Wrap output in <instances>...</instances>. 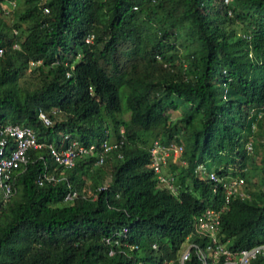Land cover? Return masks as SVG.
I'll use <instances>...</instances> for the list:
<instances>
[{"label":"trees","instance_id":"16d2710c","mask_svg":"<svg viewBox=\"0 0 264 264\" xmlns=\"http://www.w3.org/2000/svg\"><path fill=\"white\" fill-rule=\"evenodd\" d=\"M0 49V123L54 144L64 133L84 145L105 130L124 137L121 157L99 166L79 156L63 169L45 150L30 152L0 204V264L175 259L196 216L222 201L202 168L241 177L249 195L230 199L218 241L264 240V0H0ZM153 140L183 146L184 165H168L174 194L148 168ZM43 171L62 178L38 186ZM68 189L77 198L65 203ZM183 264L199 261L191 253Z\"/></svg>","mask_w":264,"mask_h":264},{"label":"built area","instance_id":"2783aa9c","mask_svg":"<svg viewBox=\"0 0 264 264\" xmlns=\"http://www.w3.org/2000/svg\"><path fill=\"white\" fill-rule=\"evenodd\" d=\"M223 1L227 3L228 0ZM7 5L9 8H13L14 2L8 1ZM43 11L47 12V9L43 8ZM13 32L16 33L15 30ZM91 39L92 35L86 36L85 42H90ZM12 47L17 48V44L14 43ZM261 107L264 108V101ZM37 117L45 126L50 125L51 121L45 112L39 110ZM119 133L120 136L113 139L109 136V131L105 130L101 138L88 145L81 144L77 139L70 137L68 133H64L54 144L39 141L34 131L28 126L0 123V204L5 203L14 194V178L29 162L30 152L45 150L50 159L63 169L71 168L79 156H94L93 164L99 166L103 163L104 158L112 152L115 153L116 157H121L122 129H119ZM246 150L248 152L251 150L250 143L246 144ZM181 152L182 146L176 142L161 143L158 140H153L148 148V168L153 172L155 179L161 186L171 194L176 191L174 176L172 172H165L164 169L168 161L174 162ZM198 169L200 166L196 167L194 171L196 172ZM201 173L210 183L211 192L221 193L222 201L218 207H207L196 216L191 231L185 237L184 248L178 252L175 259L165 260L163 264H183L185 260L189 259L191 253L195 255L199 264H248L250 260L258 256L264 257V241L249 248L233 250L217 239L220 218L228 209L230 199L233 196L249 198L243 189V179L230 173L219 176L213 171L206 172L203 168ZM61 178L62 176L57 177L53 171H43L36 177L35 182L41 186ZM104 188H106V183H102L96 189L102 190ZM89 194L90 191L87 190L83 196H89ZM76 198L75 190L68 189L63 194L62 202L69 203ZM125 232L126 228H122L118 235L124 236ZM103 240L106 243L110 242L108 238H103ZM113 243L116 244L117 241L114 240ZM127 246L131 249L136 248V245L131 243ZM151 248L156 249L157 247L152 244ZM112 254L113 249L109 248L107 255Z\"/></svg>","mask_w":264,"mask_h":264},{"label":"clouds","instance_id":"9594fccd","mask_svg":"<svg viewBox=\"0 0 264 264\" xmlns=\"http://www.w3.org/2000/svg\"><path fill=\"white\" fill-rule=\"evenodd\" d=\"M119 129H122V128H119ZM119 129H118V137L120 136ZM121 135H122V137H123V130H122ZM109 136H110L111 138H113V139H116V138H114V137L110 134V132H109ZM118 137H117V138H118ZM72 138H73V137H72ZM75 139H76V138H75ZM123 139H124V137H123ZM179 144L182 146L181 143H179ZM122 146H123V144H122ZM252 149H253V148H252V146H251V150H250L249 152L245 150V152H247V154H250V153L252 152ZM182 152H183V146H182ZM182 152H181V154H182ZM181 154H180V156H178V157L174 160V162H177V160H179V162H180L181 164L184 165L185 162L181 159ZM181 161H182L183 163H182ZM170 162H172V161H170ZM230 168H231V167H229V169H230ZM172 173H173V172H172ZM103 183H105V182H103ZM243 186H244V185H243ZM245 192H246V191H245ZM246 193H247V192H246ZM228 205H229V204H228ZM202 211H203V210H202ZM202 211H201V212H202ZM226 211H227V210H226ZM185 241H186V240H184V243H185ZM263 241H264V240H263ZM261 242H262V241H261ZM259 243H260V242H259ZM257 244H258V243H257ZM255 245H256V244H255ZM253 246H254V245H253ZM227 247H228V246H227ZM250 247H252V246H250ZM228 248H229V247H228ZM243 248H249V247H243ZM239 249H242V248H239ZM239 249H233V250H239ZM258 257H260V256H258ZM261 258H264V257H261ZM254 259H255V258H254ZM252 260H253V259H252ZM250 261H251V260H250ZM250 261H249V262H250ZM249 262H248V263H249Z\"/></svg>","mask_w":264,"mask_h":264},{"label":"rangeland","instance_id":"374dc122","mask_svg":"<svg viewBox=\"0 0 264 264\" xmlns=\"http://www.w3.org/2000/svg\"><path fill=\"white\" fill-rule=\"evenodd\" d=\"M223 2H224V1H223ZM121 103L123 104V100H121ZM178 114H179V112H178V111H175V112H173L172 114H170L169 117H170V119H174L175 116H177ZM123 116H124V118H127L128 115H127V114H124ZM261 149H264V148H261ZM259 150H260V149H257V148L255 149V148H254L253 153H255L256 151H258L257 154H258V155H261V152H260ZM258 160H259V159L256 158V161H255L256 164H258ZM254 164H255V163H254ZM246 167H248V168H252L249 164H248ZM107 178H108V176H105L103 182H106L105 179H107ZM12 196H13V195H12ZM12 196H11V197H12ZM184 246H185V243L183 242V243L181 244V246L179 247V251H180L181 249H183Z\"/></svg>","mask_w":264,"mask_h":264},{"label":"crops","instance_id":"0c3cea01","mask_svg":"<svg viewBox=\"0 0 264 264\" xmlns=\"http://www.w3.org/2000/svg\"><path fill=\"white\" fill-rule=\"evenodd\" d=\"M169 162H170V161H168L167 166H166L165 169H164L165 172H171V171L168 170V169H169V168H168ZM62 173H63V172H62ZM196 174H197V173H196ZM61 175H62V174H61ZM161 187H162V186H161ZM162 188H163V187H162ZM163 189H164V188H163ZM164 190H165V189H164ZM165 191H166V190H165ZM182 243H183V242H182ZM180 246H181V245H180Z\"/></svg>","mask_w":264,"mask_h":264}]
</instances>
